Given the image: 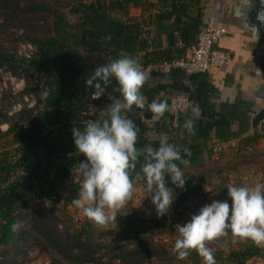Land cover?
<instances>
[{"label":"trees","instance_id":"1","mask_svg":"<svg viewBox=\"0 0 264 264\" xmlns=\"http://www.w3.org/2000/svg\"><path fill=\"white\" fill-rule=\"evenodd\" d=\"M132 6L142 10L140 16L130 15ZM203 10L202 0H65L62 6L45 0H0V32H23V40L33 47L30 57L19 56L17 48L0 47V71L23 80L20 95L31 102L23 103L15 113L0 110V264H26L19 257L29 258L31 248L48 254L51 264H204L196 251L180 260L173 253L175 241L157 240L178 234V223L169 212L153 218L119 212L110 228L95 227L88 220L76 227L69 212L76 208L72 200L81 184L74 178L76 167L85 159L77 153L72 128L83 130L89 122L108 118L101 105L110 106L121 98L113 91L118 86L113 80L105 95L91 100L93 89L86 86V79L98 66L125 55L138 60L143 70L180 58L196 45L205 27ZM160 72L152 70L151 74L165 82L155 86L146 82L141 89L146 105L165 101L169 108L171 98H159L162 93L185 95L192 105L189 112L174 114L169 109L154 121L146 106L134 107L127 115L139 128L138 148L158 147L161 138L152 139L154 132L190 149V157L182 153L190 164L179 165L187 179L184 188H176L166 177L167 187L177 195L179 212L205 190L207 158L218 161L229 150L243 158L255 156V145L264 133L256 132L215 152L220 142H213V132L229 122L212 103L215 88L209 75H190L179 68L168 73L160 68ZM196 109L201 115L192 135L183 124ZM168 123L176 133L167 130ZM2 125L8 126L6 131ZM138 185L144 189L143 182ZM16 222L22 226L13 232L11 225ZM211 249L215 264L264 259V246L251 240L230 249L226 257L222 249Z\"/></svg>","mask_w":264,"mask_h":264},{"label":"clouds","instance_id":"2","mask_svg":"<svg viewBox=\"0 0 264 264\" xmlns=\"http://www.w3.org/2000/svg\"><path fill=\"white\" fill-rule=\"evenodd\" d=\"M113 80L118 85L113 91L121 98L110 104L108 118L89 122L83 130L72 128L77 153L85 157L76 167L82 182L72 204L98 228L117 223L118 212L132 200L141 182L144 191L152 193L150 198L157 215H166L174 201V190L167 187L166 177H170L176 188L183 189L187 179L179 165L190 164L182 153L191 156L186 146L169 143L167 135L162 136L158 147H137L139 128L127 113L134 107L147 106L154 118L159 119L169 110L165 101L153 100L146 105L141 89L147 76L138 60L125 55L98 66L85 81L86 86L93 89L90 99L105 95ZM200 115V110L196 109L184 121L183 128L189 134L195 135V123ZM138 163L139 171L136 170ZM227 196L231 204L228 200H213L192 215L189 222L175 226L178 238L173 253L177 259L184 260L196 251L204 264H215L214 252L208 245L228 236L233 242L242 239L264 245V184H230ZM21 226L19 222L13 223L11 231L17 232Z\"/></svg>","mask_w":264,"mask_h":264},{"label":"rangeland","instance_id":"3","mask_svg":"<svg viewBox=\"0 0 264 264\" xmlns=\"http://www.w3.org/2000/svg\"><path fill=\"white\" fill-rule=\"evenodd\" d=\"M45 1L58 6H62L65 2V0ZM84 1L90 2L96 0ZM63 11L66 13L68 12L66 9H63ZM137 14H139V10H137L134 6L130 7V15L133 17H138L139 15L137 16ZM113 16L119 18L120 14L114 13ZM72 19L75 21V18ZM152 36H154V32H152ZM23 38V32H19L17 30L11 32H0V47L3 46L9 51L17 48L19 56L28 55L32 50L27 46V43L23 40ZM152 70L156 71V73H161L160 68L157 65L147 70H143L147 76V82L149 86H155L160 82H165L163 78L151 74ZM24 88L25 83H22V80L13 77L5 70L0 71V110L4 112L10 111L15 113L20 110V107H22L23 103L28 102L30 105V100L25 97L23 98L20 95ZM174 96V94L167 96L165 93H162L159 98L163 97L165 99H169ZM102 107L104 113L108 111L109 106H107V104L101 105V108ZM103 111L101 113H103ZM177 116L178 115H175V121ZM154 121H158V119H154ZM170 125L171 124L168 123L167 130L169 132L176 133L174 127ZM7 128V125L1 126L2 131H6ZM162 136L164 135H157L154 134V132L150 133V137L152 139L156 137L162 138ZM2 148L3 146L0 143V151ZM254 149L255 156L251 157L246 156L243 158L241 153L229 150L220 155L218 161L208 160L207 158L204 169L207 170L209 177L205 190L199 193V195L193 200L188 202L185 208L179 212H177L175 209L177 195L174 194V201L169 210L171 218L174 219V221H176L178 224L183 225L190 221L192 215L198 214L201 207L206 204H210L213 200H228L229 204H231V200L227 196V186L230 184L236 186H254L257 183L264 184V138L256 143ZM74 178L76 182H82V178L76 172L74 174ZM136 188L137 191L135 192L132 200L119 212H128V215H134L138 217H156L157 212L155 206L151 202L150 195L145 193L142 186L138 185ZM69 212L71 213L73 224L76 227H81L87 220V218L83 216L82 210L77 208H69ZM110 227H113V223L107 228ZM156 238L161 243H170L178 238V234L170 233L164 236H158ZM245 241L247 240L237 239L235 242H233L231 236H228L221 238L218 241L211 242L208 246L213 249H218L219 251L222 249V254L224 257H226L230 249H239L240 245ZM29 251V258L24 259L19 257V260L23 259L26 264H51L52 258L48 254L43 253L39 248H31ZM64 263L66 264V262ZM188 264H191V262H188ZM219 264L230 263L220 262ZM246 264H264V259L256 258L247 262Z\"/></svg>","mask_w":264,"mask_h":264},{"label":"crops","instance_id":"4","mask_svg":"<svg viewBox=\"0 0 264 264\" xmlns=\"http://www.w3.org/2000/svg\"><path fill=\"white\" fill-rule=\"evenodd\" d=\"M236 0H202L204 24L227 26L229 32L218 44L220 50L233 54L234 62L225 69H213L208 73L215 91L212 103L222 113L229 124L213 132V142L234 141L235 144L256 132L264 133V103H254L249 96L262 82L250 67L262 55L263 49L253 44L250 34L242 21H234L231 7ZM139 10L141 15L142 10Z\"/></svg>","mask_w":264,"mask_h":264},{"label":"built area","instance_id":"5","mask_svg":"<svg viewBox=\"0 0 264 264\" xmlns=\"http://www.w3.org/2000/svg\"><path fill=\"white\" fill-rule=\"evenodd\" d=\"M227 29L211 24L205 26L198 37L196 45L186 54L172 62L165 61L160 68L165 73L173 68L184 70L187 74H208L213 69H223L234 62L233 54L229 51L220 50L218 44L226 35ZM33 50L32 45H27ZM30 57V54L26 55ZM22 83L24 81L22 80ZM190 100L185 95H177L171 98L169 109L174 114H186L191 109ZM21 108V107H20ZM236 144L219 143L215 147V152L221 151L227 146Z\"/></svg>","mask_w":264,"mask_h":264},{"label":"water","instance_id":"6","mask_svg":"<svg viewBox=\"0 0 264 264\" xmlns=\"http://www.w3.org/2000/svg\"><path fill=\"white\" fill-rule=\"evenodd\" d=\"M230 13L234 21H242L243 27L250 34L253 44L258 49H263L261 57L250 67L251 72L262 84L253 89L249 96L254 99V103H264V0H236ZM221 27L227 29L225 35L227 36L229 28L227 26ZM220 143L235 144L234 141Z\"/></svg>","mask_w":264,"mask_h":264}]
</instances>
